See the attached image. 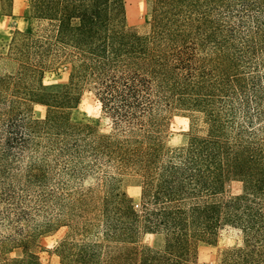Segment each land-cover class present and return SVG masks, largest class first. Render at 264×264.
Returning a JSON list of instances; mask_svg holds the SVG:
<instances>
[{"label":"trees","instance_id":"1","mask_svg":"<svg viewBox=\"0 0 264 264\" xmlns=\"http://www.w3.org/2000/svg\"><path fill=\"white\" fill-rule=\"evenodd\" d=\"M125 5L30 0L35 24L0 55L11 66L0 69V264H43L38 238L61 227L64 264L115 261L113 245L147 232L164 246L128 258L200 264L199 242L228 226L243 238L219 264H264V0H153L147 33L127 25ZM61 61L70 79L51 92L44 75ZM87 84L108 133L72 118ZM178 108L204 128L171 147ZM128 170L142 177L139 209L121 186ZM231 180L242 193L226 196Z\"/></svg>","mask_w":264,"mask_h":264},{"label":"rangeland","instance_id":"2","mask_svg":"<svg viewBox=\"0 0 264 264\" xmlns=\"http://www.w3.org/2000/svg\"><path fill=\"white\" fill-rule=\"evenodd\" d=\"M153 0H125L127 25L138 29L141 33L151 30ZM35 20L30 13V0H0V55L7 52L8 45L14 34L33 26ZM10 65H0V69ZM71 67L66 61H61L53 68L46 71L43 79L45 88L51 92L58 91L70 79ZM47 107L42 104H33V115L35 118H44ZM194 115V114H193ZM195 116V115H194ZM192 113L180 108L172 110L167 117L166 126L163 132V140L167 146H178L186 142L188 133L191 130L204 128L202 120L197 118L193 121ZM72 118L78 123H90L97 127L100 132L111 131V120L103 112L101 105L94 94L91 85H85L82 91L78 106L72 111ZM92 183L88 180L86 185ZM122 189L131 197L135 208L141 206L142 177L135 171L128 170L122 175ZM243 191V184L239 180H231L226 186V196L240 194ZM66 227L55 229L45 233L38 238V246L35 251L38 253L43 264H64L58 255L57 248L67 233ZM241 231L234 227H225L213 242H199L197 249V260L200 264H219L222 252L241 241ZM147 245L155 249L164 246V235L157 232L143 233L138 242L134 244H115L112 248L115 261L107 264H138L137 259H130L127 256ZM19 255V251L14 252Z\"/></svg>","mask_w":264,"mask_h":264}]
</instances>
